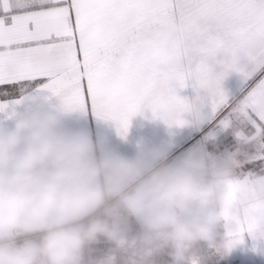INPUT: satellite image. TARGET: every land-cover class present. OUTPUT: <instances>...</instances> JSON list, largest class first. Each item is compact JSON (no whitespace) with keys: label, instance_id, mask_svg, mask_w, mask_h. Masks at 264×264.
<instances>
[{"label":"snow or ice","instance_id":"snow-or-ice-1","mask_svg":"<svg viewBox=\"0 0 264 264\" xmlns=\"http://www.w3.org/2000/svg\"><path fill=\"white\" fill-rule=\"evenodd\" d=\"M197 10L205 22L175 44L130 69L102 71L117 49ZM220 55L225 59L218 61ZM242 57L253 62V72L264 68V0H0V104L38 88L65 90L70 109L114 121L124 133L131 118L145 111L183 126L182 114L197 113V103L208 101L213 113L228 104L224 79L233 72L245 81L252 75ZM189 82L197 91L193 102L177 91ZM235 112L255 129L251 137L237 133L239 139H264V79ZM221 123L229 126L227 119ZM243 163L259 172L226 181L230 204L222 228L228 252L245 235L254 250L264 241V143Z\"/></svg>","mask_w":264,"mask_h":264},{"label":"clouds","instance_id":"clouds-1","mask_svg":"<svg viewBox=\"0 0 264 264\" xmlns=\"http://www.w3.org/2000/svg\"><path fill=\"white\" fill-rule=\"evenodd\" d=\"M95 152L87 133L61 128L53 112L25 111L11 127H0V264H42L40 257L57 255L51 250L58 245L78 247L79 236L59 226L100 203L105 191H119L129 177H142L126 203L149 230L185 249L206 240L224 252L214 232L228 213L226 181L235 158L210 161L190 151L145 174L115 151ZM36 227L48 231L50 243L30 250L29 258L5 242L16 230Z\"/></svg>","mask_w":264,"mask_h":264},{"label":"crops","instance_id":"crops-1","mask_svg":"<svg viewBox=\"0 0 264 264\" xmlns=\"http://www.w3.org/2000/svg\"><path fill=\"white\" fill-rule=\"evenodd\" d=\"M205 20V16L197 10L174 23L154 26L139 40L117 49L102 71L105 75H112L130 69L141 60L175 44L186 32L202 26ZM224 59L223 55L217 57L218 61ZM240 63L246 72H252L250 78L245 81L239 73L233 72L224 79L222 85L229 102L235 97L237 100L231 105L228 102L216 113L212 112L208 101L203 104L197 103V113L182 114L181 119L187 121L183 126H169L154 118L150 111H145L142 115L137 114L131 118L129 128L124 133L118 129L114 121L100 118L90 111L70 109L63 102V97L67 95L65 90L54 93L51 89L38 88L25 93L10 104H0V127H11L20 113L25 111L53 112L58 116L61 128L87 133L95 145V154L99 155L104 150L115 151L135 162L145 174L162 163L183 157L190 151H196L201 158L206 159V145L219 148L223 158L242 153L245 162L257 153L256 148L260 149L264 139L242 140L237 137V133L251 137L255 129L247 120L239 117L235 109L251 88L264 79V68L253 72V62L247 57H242ZM220 68V64H216L215 70L220 71ZM177 91L181 98L189 102L195 101L197 91L191 82ZM225 119L229 121L228 127L221 123ZM203 128L205 130L202 137H195V133ZM243 162L240 164L241 172L228 175V180H240L249 172H253L252 170L243 172V166L247 165ZM140 179L129 177L119 191H105L100 203L63 223L59 230L76 234L80 238L81 228L75 221L85 219L86 231L107 230L111 235L127 237L151 231L144 225L141 216L129 209L126 203L127 197L136 190ZM99 183L102 188L105 186L103 178ZM25 232L27 236L12 239L11 234L5 237V242L13 245L26 258L30 257V250H43L50 243L49 233L42 227ZM78 247L72 248L66 243L58 245L51 250L57 255L42 256L40 261L42 264H79ZM228 253L233 264H264V241L258 242L254 250L251 237L245 235L244 243L235 246Z\"/></svg>","mask_w":264,"mask_h":264},{"label":"built area","instance_id":"built-area-1","mask_svg":"<svg viewBox=\"0 0 264 264\" xmlns=\"http://www.w3.org/2000/svg\"><path fill=\"white\" fill-rule=\"evenodd\" d=\"M237 98H233L229 105ZM204 128L195 133V137L201 138ZM206 160L220 161L223 156L219 148L205 146ZM237 160V165L231 169L228 175L241 172L240 164L244 155L237 153L231 156ZM85 219H78L80 244L78 247L79 264H233L227 251L223 235V225L216 229L214 238L222 244L224 252H218L206 240H201L189 249L184 246H176L164 237L153 231L145 232L137 236H114L107 230L86 231ZM24 230H16L11 238L25 237ZM166 258V260L164 259Z\"/></svg>","mask_w":264,"mask_h":264},{"label":"trees","instance_id":"trees-1","mask_svg":"<svg viewBox=\"0 0 264 264\" xmlns=\"http://www.w3.org/2000/svg\"><path fill=\"white\" fill-rule=\"evenodd\" d=\"M247 170H252V171L259 172L258 169H253V168H251L250 165L243 166V172H245V171H247Z\"/></svg>","mask_w":264,"mask_h":264},{"label":"rangeland","instance_id":"rangeland-1","mask_svg":"<svg viewBox=\"0 0 264 264\" xmlns=\"http://www.w3.org/2000/svg\"><path fill=\"white\" fill-rule=\"evenodd\" d=\"M258 149H259V147L256 148V150H258Z\"/></svg>","mask_w":264,"mask_h":264}]
</instances>
